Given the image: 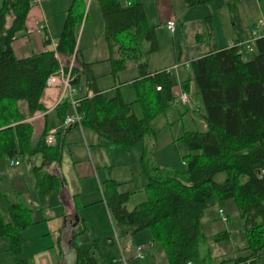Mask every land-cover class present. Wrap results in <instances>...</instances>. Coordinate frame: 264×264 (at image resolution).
Segmentation results:
<instances>
[{"label": "trees", "instance_id": "16d2710c", "mask_svg": "<svg viewBox=\"0 0 264 264\" xmlns=\"http://www.w3.org/2000/svg\"><path fill=\"white\" fill-rule=\"evenodd\" d=\"M32 1L0 3V159L19 160L23 154L40 153L42 162L32 168L36 191L48 195L61 186L63 177L47 167L53 162L61 163L63 130L57 132L54 144H48L47 127L38 133L33 117L46 110L41 101L46 80L62 67L65 72L70 71L72 83H83L88 90L79 97L77 106L84 115L81 126L95 130L117 146L143 142L140 163L146 175L147 198L129 209L127 203L133 190H120L121 181L112 177L103 183L117 236L149 229L150 244L161 245L168 264H215L219 255L211 252L209 243L229 240L231 231L225 228L208 235L203 230L202 218L216 201L233 199L247 245L240 253L221 256L219 264H259L264 255V172H260L264 168V34L240 35L236 0L231 10L238 37L232 44L213 47L188 62L191 73L182 88L188 91L190 82H195L204 106L202 117L206 127L185 131L181 136L189 152L183 156L180 168L153 159L157 135L153 120L176 101L177 95L171 71L167 67L152 70L141 59L159 47L156 27L149 22L144 3L98 0L109 49L107 60L116 84V91L109 95L97 86L91 63L83 60L78 47L89 0H71L56 49L26 57L16 55L12 43L27 31L26 18ZM184 1L188 6L225 4V0ZM246 40L251 41L253 50H247ZM50 41L48 37L46 43ZM129 59L140 60L139 74L132 80L136 94L132 101L124 98L119 79ZM136 102L141 105V116L133 110ZM69 109L68 97L56 106L61 119ZM219 172H226L223 181L216 179ZM3 198H7V193L0 191V200ZM8 211L6 220L0 205V239L7 237L17 264H29L22 255L26 242L23 231L35 223L33 207L24 201H10ZM86 228L84 224L75 233L74 264H101L95 254L98 239L88 248L77 241ZM141 253L143 257L142 250Z\"/></svg>", "mask_w": 264, "mask_h": 264}, {"label": "rangeland", "instance_id": "374dc122", "mask_svg": "<svg viewBox=\"0 0 264 264\" xmlns=\"http://www.w3.org/2000/svg\"><path fill=\"white\" fill-rule=\"evenodd\" d=\"M122 1L126 2V0ZM141 1L146 7L149 22L156 27L159 44L158 49L144 54V57L141 59L145 60L149 68L153 70L160 67H171L172 76L175 82L180 86L184 79L189 76L191 70L190 67L185 64H181L179 67L174 68L173 65L175 63L180 64L213 47L226 45L238 37V32L234 24L235 20H233V12L231 10L233 0H225V4L221 7H216L214 4L188 6L184 0ZM91 5L88 25L93 24L95 29H97L99 25V28H101L102 17L98 0H92ZM235 6L241 18L244 36L249 27L264 22V1L236 0ZM170 7H172L173 10L170 11ZM165 17H174L177 24L175 32H171L164 24ZM103 38L104 39H101L103 44L107 45L105 37ZM98 42L100 46L101 43L100 41ZM138 61L140 60H128V67L121 71L119 75L122 80H129L133 76L138 75ZM102 81H105V79ZM105 82L108 83L109 81ZM121 91L128 101H132L136 98L133 85L127 82L121 86ZM192 91L195 90L192 88ZM189 95L188 101H182L179 98L176 99L173 104L153 120V125L156 130L162 134L171 132V134L175 135V139L170 144H163L162 147L159 148L156 147L153 154L155 162L160 161V159H165L170 162V166L180 168L182 166L183 156L189 152L187 143L181 136L186 130L201 129L203 121L198 115L201 104L196 102L197 97L200 99L201 96L197 92L193 94V96L192 92ZM133 110L137 115H142L140 103H134ZM69 112H71V109H69ZM49 122V132L52 130L51 128H53L51 126H56V130L60 129L65 131L62 125H60V117L57 111L50 114ZM39 123L40 121L36 124ZM67 134V141L64 147H62L61 169L70 177H67L69 183H72L73 179L71 178L75 175V159L80 157L88 158V150L85 148V144L83 145L82 129L80 126L71 128ZM115 146L116 151L114 154H111V161L115 164L114 168L115 171L118 172V177L121 179H128L127 176L130 175L131 177V174H133V179L125 184V189L131 188L135 190L128 202V206L133 208L134 205L146 199L148 196L144 188L146 175L140 163L142 149L140 151L139 146L134 144L128 146ZM109 148L110 147H106L103 150V153L108 156ZM19 158L22 162L18 166L11 165L8 159H0V175L2 176L0 179V189L7 193L9 199L16 202L18 201L15 195L17 185L22 183L23 180H27L28 183H30V179H34V175L31 171L32 166L42 162L40 153L35 155L23 154ZM225 177L226 172H219L216 174V179L218 181H223ZM24 198H28V195L26 194ZM0 202L3 215L5 219L8 220V201L4 198L1 199ZM220 207L228 214V221H223L219 217L217 218L219 215L218 209ZM83 213L87 217L85 220L87 228L80 234L77 240L80 245L88 247L91 246L93 240L98 239L99 246L96 248L95 254L101 264H150L155 260L157 263L161 261V252H164L162 251L163 249H159L156 259L151 254V232L149 229L141 230L135 234L126 233L122 236H117L115 228L110 218L105 214L103 207L98 204L90 205ZM202 222L203 230L208 235L225 228L231 231L229 240L209 243L211 252L214 255L220 256L216 257L215 264L220 263L221 256L228 257L240 253L241 249L247 245V236L242 229V220L238 215V208L233 199L216 201L209 206L205 211ZM111 238L115 240L113 243L101 242ZM48 239H50L49 241H55L57 238L50 237ZM5 243L8 244V239L7 237H2L0 239V249H3ZM138 245L143 247V257L137 256ZM159 246L162 248L161 245ZM37 250L38 244L36 237L33 235L28 238V241L26 240L22 255L33 260ZM62 257L63 262L65 260L69 264L74 263L73 252H62ZM259 264H264V255L259 259Z\"/></svg>", "mask_w": 264, "mask_h": 264}, {"label": "crops", "instance_id": "0c3cea01", "mask_svg": "<svg viewBox=\"0 0 264 264\" xmlns=\"http://www.w3.org/2000/svg\"><path fill=\"white\" fill-rule=\"evenodd\" d=\"M259 1L261 2L264 0H259ZM70 3L71 0H33L32 6L26 18L27 31L23 35L15 39L12 43L16 55L20 57H26L47 49H54L53 40L58 39V35L63 27V23L65 19V10L70 5ZM91 4H92V0H89L88 8H87V19L81 25L80 34L78 38V47L83 52V60L91 63L92 72L96 76L97 86L101 90L106 91L107 94L112 95L116 91L115 89L116 84L112 74L110 73L111 70L110 62L109 60H107L109 56L108 45L103 44L101 40L104 39L103 38L104 20L101 13L102 25H103V26L101 25L102 29L99 28V25L97 29H95V26L93 24L88 25L90 18V11L92 7ZM171 10H173L172 7H170V11ZM170 19H174V17H165L164 24L166 25V22ZM41 23L45 24L44 27H41L40 25ZM240 28L242 30L241 31L242 34L240 35L244 36L243 35L244 28L242 24ZM253 28H259L260 30H263L260 24L252 25L246 31V35H245L246 37L252 35ZM175 31H171V32H175ZM48 37H51L50 43H46ZM98 41H100L101 43L100 46ZM233 41L234 40L230 41V43L226 45L232 44ZM204 53L200 55H203ZM200 55H197L195 57H198ZM189 60L190 59L184 62H189ZM71 63H73V58ZM156 69H162V68L160 67ZM136 76H133L129 80L128 79L122 80L119 76V79L121 81L120 89L121 86H123L124 83L126 82L132 85V80ZM104 79L105 81H109V82L106 83L105 81H102ZM78 85L80 86L78 96L81 97L88 90L83 83ZM180 88H182V85L180 86L176 83L174 92L176 93L177 97L179 95ZM192 88L195 91H192ZM187 92H189V94H191L192 92V96L196 92L198 93L195 82L193 80L190 82V89ZM62 93H63V84L61 81L57 82L52 86H47L44 89L41 95V101L46 106V110L44 112L37 113L33 117L36 131L38 133L41 132V130L44 129L45 126L47 127V129L49 128V123H50L49 116L52 112H56V106L62 99ZM196 102L198 104H201V107L198 111V115L199 117H201L203 121L202 122L203 125L201 124V130H202L205 129L206 127L205 121L202 117V114L204 113V106L201 98L199 99L197 97ZM71 112H72V108H71ZM38 121H40V123L36 124ZM61 124H62V119L60 118V125ZM51 127H53L51 129L57 128L56 126H51ZM71 128L73 127H70L68 130L60 133L62 137V147H64L67 141V135H68L67 133L71 130ZM80 128L82 129L83 145L85 144L84 146L88 150L87 151L88 158L80 157L75 159V175H73L71 178L73 179L72 183H69L67 179V177L69 176L62 171L61 163L58 164L57 162H53L47 168L49 170H54L55 172H58L63 177L62 184L57 190H54L48 195L41 194L36 191L35 189L36 179L32 168L33 166L38 164L33 165L31 168V171L34 175V179L32 180L30 179V183H28L27 180H23V182L19 183L16 187L15 195L17 200L24 201L33 207L32 216L35 220V223L27 227L23 231V235L25 236L27 241L28 238L34 235L36 237V241L38 244V250L33 257V260L32 259L30 260L28 257H26L28 259L29 264H58L60 262H63L62 252L64 253L73 252L74 263H75L76 255H75V249L73 247V239L75 238L76 231L80 229L82 226H84V224H86L85 220L87 219V217L84 215L83 211L88 206L98 204L101 207H103L105 214L107 215V217L110 218L113 227L115 226L114 220L110 213V209L105 201L103 194L104 180L109 177H112L116 180L121 181L119 187L120 190L123 191L133 190L131 188L125 189V184H127L129 180L133 179V174H131V177L130 175H128L127 176L128 179H121L120 177H118L119 176L118 172L115 171L114 168L115 164L111 161V154L115 153L116 146L112 144L107 138L98 135L95 130L83 126H80ZM58 131H60V129L57 130V132ZM174 139H175V135L171 134V132L162 134L157 130V135L155 138L156 147L159 148L162 147L163 144H170ZM56 140H57V133H56ZM134 145H138L140 151L143 148V142H137L134 143ZM106 147L111 148V151L110 148L108 149L109 156L103 153V150ZM9 161L10 164L13 166H18L22 162L20 160V162L16 164V163H11V160ZM156 162L170 165V162L166 161L165 159H160V161H156ZM0 191L5 192L4 190L1 189ZM26 194L28 195L29 200L28 198H26L27 200L24 198ZM5 199L8 201L7 203L8 205L10 201L13 203L16 202V201H12L8 197ZM127 207L129 209H132L130 208V206H128V203H127ZM79 236L80 234L77 236V238ZM50 237H56L57 239L55 241H49L50 239L48 238ZM114 241L115 240L108 243H113ZM82 247L88 248L90 246L88 247L82 246ZM150 249H151V254L156 259V257H158L156 255L158 254L159 249L162 248H160L159 244L155 246L150 244ZM161 258L162 259L159 263H157L156 260L153 261L152 263L168 264L164 252H161ZM64 263L69 264L65 260ZM0 264H17L16 259L13 256V253L11 252V250H9V243L8 244L5 243L3 249L2 248L0 249Z\"/></svg>", "mask_w": 264, "mask_h": 264}, {"label": "built area", "instance_id": "2783aa9c", "mask_svg": "<svg viewBox=\"0 0 264 264\" xmlns=\"http://www.w3.org/2000/svg\"><path fill=\"white\" fill-rule=\"evenodd\" d=\"M40 25H41V27H44L45 24L41 23ZM260 26L263 28V30H260L259 28H254L252 30V34L254 37H257V36L264 34V22H262L260 24ZM166 27L170 31H175L176 30V21L174 19L168 20L166 22ZM57 44H58L57 40H53L54 49H56ZM245 45L247 47V50H249V51L253 50V46H252L250 40H246ZM181 64H185L188 66V62H182L180 64H178V63L174 64L173 67L177 68ZM166 69H167V71H171V67L170 68L167 67ZM60 81L63 84L62 99L65 97H68V99L70 100V103H71V108H72V112L68 113L62 119L61 125H62V127H67V126H70L73 124H78L81 126L84 115H83V113L78 111V107H77L79 104L78 92L80 90V86L78 84H74L70 81V71L65 72L64 68H62V67L59 70H57L56 72H53L48 76V78L46 80V85L52 86V85H54ZM178 98L182 101H188L189 100V94L183 88H180L179 95H178L177 99ZM56 133H57V130L55 128L47 133L46 142L48 144H54L56 142ZM11 163L18 164L19 160H12ZM260 172L263 173L264 168H262L260 170ZM218 214H219L220 219H222L223 221H228V214L225 213L223 208L220 207L218 209ZM137 250H138L137 256L141 257L142 256V253H141L142 246H138ZM189 264H192V263L189 262Z\"/></svg>", "mask_w": 264, "mask_h": 264}]
</instances>
